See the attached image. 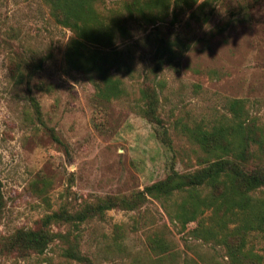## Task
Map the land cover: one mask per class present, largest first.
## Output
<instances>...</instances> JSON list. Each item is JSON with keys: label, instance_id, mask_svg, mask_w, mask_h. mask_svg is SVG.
<instances>
[{"label": "rangeland", "instance_id": "1", "mask_svg": "<svg viewBox=\"0 0 264 264\" xmlns=\"http://www.w3.org/2000/svg\"><path fill=\"white\" fill-rule=\"evenodd\" d=\"M200 1L173 25L171 14L158 23L187 45L159 74L158 113L168 136L163 141L159 127L136 106L156 25L127 18L123 0L98 5L128 31L114 43L128 64L117 73L126 94L105 101L83 72L66 66L71 31L53 20L43 0H0V235L36 226L66 201L77 206L106 194H130L164 178L170 166L193 170L205 154L188 129L230 122L233 99L264 126V0H208L196 9ZM11 59L20 62L23 78L33 70L30 94L42 120L25 80L11 76ZM195 226L181 229L159 201L148 199L139 209H110L84 222L78 244L91 264H228L222 246L193 237ZM152 233L164 237L169 251L150 250ZM248 246L264 260L262 233L251 232ZM63 247L54 241L40 255L0 256V264H82L66 258Z\"/></svg>", "mask_w": 264, "mask_h": 264}, {"label": "trees", "instance_id": "2", "mask_svg": "<svg viewBox=\"0 0 264 264\" xmlns=\"http://www.w3.org/2000/svg\"><path fill=\"white\" fill-rule=\"evenodd\" d=\"M43 1L53 20L71 31L64 53L66 66L83 72L100 99L112 101L125 95L123 80L117 73L128 64L114 43L118 35L125 36L128 31L118 17L99 9L98 5L106 0ZM199 1L123 0L127 18L157 26L152 57L138 90L136 106L141 116L159 127L163 141L168 136L158 113L159 74L165 63L183 54L187 45L169 28L162 32L158 23L171 14L169 24L173 25L181 11L191 9ZM207 1L201 0L196 9ZM8 67L17 83L25 80L30 104L38 120H42L40 105L30 94L33 70L23 78L19 61L11 59ZM242 102L230 101V122L211 129H188L189 137L205 154L197 157L198 166L193 170L180 172L170 166L164 178L130 194H106L92 201L83 200L77 206L66 201L40 217L36 226L19 227L8 235H0V256L40 255L52 242L59 241L66 258L91 264L79 249L80 226L103 217L107 210L133 211L148 199H155L181 229L195 222L190 231L193 237L204 242L213 240L222 246L228 264H263L262 255L248 246V237L254 231L264 235V126L244 115ZM52 135L59 140L53 131ZM1 204L0 197V207ZM62 225H67V230H61ZM147 241L153 253L169 251L170 245L157 233H152Z\"/></svg>", "mask_w": 264, "mask_h": 264}]
</instances>
